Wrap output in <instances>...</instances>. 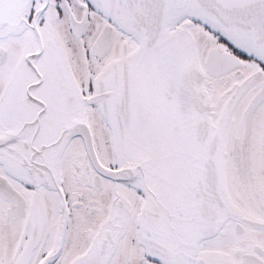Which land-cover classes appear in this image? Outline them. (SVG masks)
Here are the masks:
<instances>
[{
	"label": "snow or ice",
	"instance_id": "1",
	"mask_svg": "<svg viewBox=\"0 0 264 264\" xmlns=\"http://www.w3.org/2000/svg\"><path fill=\"white\" fill-rule=\"evenodd\" d=\"M0 264H264V0H0Z\"/></svg>",
	"mask_w": 264,
	"mask_h": 264
}]
</instances>
